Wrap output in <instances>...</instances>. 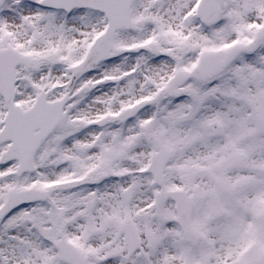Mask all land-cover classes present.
Segmentation results:
<instances>
[{
  "label": "snow or ice",
  "instance_id": "6c2138e0",
  "mask_svg": "<svg viewBox=\"0 0 264 264\" xmlns=\"http://www.w3.org/2000/svg\"><path fill=\"white\" fill-rule=\"evenodd\" d=\"M0 264H264V0H0Z\"/></svg>",
  "mask_w": 264,
  "mask_h": 264
}]
</instances>
